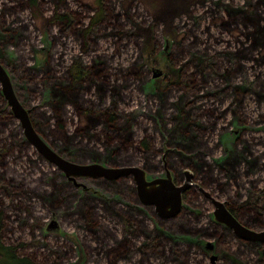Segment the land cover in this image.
I'll return each mask as SVG.
<instances>
[{
	"label": "rangeland",
	"instance_id": "rangeland-1",
	"mask_svg": "<svg viewBox=\"0 0 264 264\" xmlns=\"http://www.w3.org/2000/svg\"><path fill=\"white\" fill-rule=\"evenodd\" d=\"M193 1L107 0L104 9L105 11L108 9L110 21L104 24L103 30L102 27L95 28L97 35L93 36L94 46L85 54L79 38L71 33L63 32L59 22L53 19L56 11L63 13L66 10L63 7L57 8L55 0H38L34 5H30L28 0H0V22L2 19L4 24L3 31L0 32V63L9 71L20 101L26 107L41 108L34 113V118L31 116V119L35 130L56 153L73 162H82L87 158L84 154L81 155L80 147L67 150L68 139L64 143L59 140V135L55 134L54 137H51L50 128L44 125V118L39 117L41 113H47V116L52 113L50 105L55 100L50 85L44 83L42 91L36 95L31 90L41 84L42 72L48 70L47 67L50 65H52L51 69H54L51 70V75H53L57 73V68H53L56 64L69 65L75 57L82 58L88 64H92L93 61H106L109 62L111 68L110 87H115L119 91L117 99L120 104L119 113L130 116V119H127V129H131L133 133L125 135V137L132 140V144H135L133 148L137 153L135 155L133 148H130L122 151L119 156L110 158L105 151V137L96 143L88 138L83 141L71 138L70 141L81 143L86 151L92 152L97 158L94 163L118 167L112 163L135 161L133 162L135 165L123 167L140 168L145 172L148 180L167 178L166 175L169 173L177 186L186 183V173H193L192 170L183 168L178 175L169 166L168 155L171 154V158L174 159L175 154L173 153L179 151L178 147L170 143L172 140L170 136L174 134L172 130L178 127L179 116L173 107V110L171 109L167 100L176 101L179 93L175 89L167 87L166 82L169 77L177 79L178 67L187 59L184 52L190 49L195 50L194 38L203 41L202 45L197 44L199 47L208 46L211 50L230 49L231 46L232 49H240L243 47L242 41H245V48H248L246 36L242 37V40L235 41L236 38L226 32L222 33L217 26L210 27L211 19L209 15V17L204 16L205 11L216 9L217 5H220L223 13H225V7L234 12H245L246 14L249 11L250 13L254 11L251 8L249 10L251 5L252 9L257 5L264 9V0H199L204 4H194ZM67 2L69 11H73L77 16L75 31L86 27L90 18L98 10V5L94 2L90 7L84 6L76 0H67ZM260 11L264 12V10ZM202 16H204L203 19ZM132 21H136L138 24L137 36H134L136 29L133 27ZM115 24L121 26V29H118L119 34ZM150 24L151 27H149ZM208 27L210 35L207 33ZM6 29H9L10 32H6ZM146 29L151 30L146 32ZM147 35H150L153 44L147 42ZM216 38L221 41L216 42ZM228 42H231L230 46ZM147 46L156 53L150 55L149 62L146 59ZM14 61L16 65L13 64ZM21 61L23 68L20 66ZM244 64L248 68V76L241 78L240 73L234 81L236 86L244 87L238 90L241 91L240 97L245 98L247 104L244 105V108L242 105H238V116L229 113L228 116L216 120L212 118L211 125L207 124V126L213 127L208 147L211 149L217 147L214 156H209L213 159H226L228 155H224V150L232 151L237 148L239 143L241 147L243 144L249 143L251 139L257 144V149L264 150V63L250 59L246 60ZM61 70L62 68H58V71ZM118 71H121L122 74H118ZM135 71L142 74L140 82L135 78ZM159 71L162 74L156 76L155 74ZM31 74L39 75L37 81L31 80L33 77ZM57 75L64 77L66 72H63L62 75L57 73ZM84 98L80 100H84ZM110 101L111 98L108 97V105ZM161 103H163L165 123H162L156 114ZM217 104L211 102L207 106L216 107ZM226 105L228 104L225 103L224 107ZM70 110L69 108L68 111ZM62 120L64 124L67 123L65 125L68 130L75 131L77 120L74 118L69 120L66 115L62 116ZM54 122L55 119H52L51 124ZM14 124L19 125L16 120ZM121 124L124 126V121H121ZM12 127L11 129H14ZM11 129H7V132L1 135L5 141H10ZM144 138L148 139L149 146L152 147V150L147 153H143L139 149L138 142ZM241 138L242 141H239ZM96 145L98 146L96 147ZM19 149H21V144L16 147L13 155L7 158V161H11L7 168L9 169L7 178L16 179L23 174L25 192L29 193L32 198L22 197L15 200V205L21 209L17 212H14L15 207H12V200L3 199L0 201V204L6 209L7 216L10 217V220L5 222L8 226L5 227L3 240L5 243L17 247L19 246L18 241L27 245L26 249L23 247L19 249L20 254L35 256L34 261L36 260L37 264H113V257L111 259L107 257V251L114 248L113 242L102 247L101 243L94 242L87 237L88 233L79 228L78 224L68 220L70 212L67 209L69 207L67 195H64L66 192L59 197L60 202L63 203L58 209H54L43 200L47 197L48 192H55L52 185L54 182L63 184V186L69 185L79 191L80 199L95 198L110 213L123 211L136 215L140 221H145L151 230L164 231L165 227L162 224L178 221L184 209L201 213L198 210H193L189 202L184 199V194L190 189H197L202 196H200V200L205 199L206 205L211 211L210 215L203 216L199 225L192 223L193 226H207L211 222V218L214 219V206L211 204L210 197L228 202L227 195L225 196L215 189L205 188L201 185L200 180L195 179L193 187L188 188L182 194L183 204L179 214L163 218L154 206L142 203L137 189L132 198L115 190L116 182L123 181L125 186L121 187L122 189L132 188L134 191L133 185H136L134 175L120 177L117 180L102 177L96 179L76 178L74 180L58 166L49 162L33 145H30L25 152H21ZM254 154L255 158L264 162V158H259L260 153L255 148ZM181 174L183 179H179ZM260 177L262 182L255 185L263 188L264 172ZM252 185L247 182V185L242 188L243 190L239 191L237 186L232 184L230 196L234 197L240 193L239 203H243L247 198L253 196V191H249ZM77 205L78 202L74 205L75 209ZM24 209L30 210L32 215L29 217ZM18 216L23 217L30 224L38 223L39 225L33 232L27 226L20 228L21 223L18 221ZM241 223L254 231L264 230L246 225L242 218ZM103 226L109 230V235L117 230L121 238L123 231L120 229L122 227H119L116 222L106 220ZM232 233L234 242L230 238L227 239L230 240L227 243H231L230 246L227 245L231 252L220 249L218 246L220 242L215 239L202 238L200 235H177L175 237L169 235L175 240L186 243V248L192 250V258H196L195 262L193 260V264H212V257L216 258L215 264H245L244 259H247L248 252L243 256L239 254V252L243 253L245 249L238 244L243 239L239 238L233 230ZM243 241L251 243L247 240ZM164 245L167 255L171 256L169 248L171 244L166 242ZM222 245L225 246V244ZM134 256L131 263L122 260L121 264H134ZM153 261L157 260L153 259Z\"/></svg>",
	"mask_w": 264,
	"mask_h": 264
},
{
	"label": "trees",
	"instance_id": "trees-1",
	"mask_svg": "<svg viewBox=\"0 0 264 264\" xmlns=\"http://www.w3.org/2000/svg\"><path fill=\"white\" fill-rule=\"evenodd\" d=\"M37 1L28 0L30 5L36 4ZM55 1L57 8L63 7L66 10L63 13L56 11L53 19L59 22L63 32L71 33L79 38L83 52L87 54L94 46L93 36L97 35L95 28L102 27L103 30L104 24L110 21L109 11L104 9L107 0H76L84 6L90 7L94 3L98 5L97 13L90 18L88 25L76 31L74 28L77 16L73 11H69L67 0ZM259 7L260 5H257L256 8L252 9V5L249 6V10L251 8L254 11L252 13L249 11L248 14L232 11L225 15L219 7L205 11L204 16H210L211 19L210 27L217 26L222 33L226 32L236 38L235 41L242 40L241 38L246 36L248 38L246 43L248 48H245V41H242L243 47L240 49H232L231 46L230 49L211 50L208 46L199 47L198 45H202L203 41L194 38L195 50L190 49L184 52L187 59L178 67L177 79L169 77L166 86L172 90L175 89L179 93L176 101L167 100L171 109L173 107L177 116H179L177 119L179 124L176 122L178 127L172 130L174 134L169 135L172 138L170 143L179 148L178 153H173L175 154V160L171 158V154L168 155L170 168L178 175L183 168L192 170L193 181L195 179L200 180L203 187L215 189L219 193L227 195L228 207L240 222L242 218L246 225L252 228L264 229V187L259 188L255 185L262 182L260 176L264 172V162L255 158L254 148L260 153L259 158H264V150L257 149V144L254 143L253 139L240 147L239 141H242L241 138L238 141L237 148L232 151H223L225 156L228 155L226 159H213L209 156H214L217 147L215 146L212 149L208 147L212 138L213 127L207 126V124L211 125L212 118L216 120L228 116L229 113L238 116V105H242L244 108V105L247 104L246 99L240 97L241 91L238 90L244 87L236 86L234 79L240 73L241 78L248 76V68L244 64L246 60L252 59L264 63V12L260 11L264 9ZM204 16H202V19ZM132 25L136 29L134 36H137L138 24L136 21H132ZM3 26L1 19L0 32L3 31ZM149 27H151V24ZM115 28L119 34L118 29H121V26L115 24ZM209 29L208 27L207 33L210 35ZM148 30L151 29H146V32ZM5 31L10 32L9 29ZM151 40L150 35H147V42L153 44ZM215 41L218 42L220 39L216 38ZM228 44L230 46L231 42H228ZM147 54L146 59L149 62L150 55L156 53L147 46ZM200 56H203L201 59L202 64L198 62ZM240 62L242 63L240 64ZM13 64L16 65L15 61ZM20 66L23 68V63ZM51 66L47 67L48 70L42 72L41 84H38L31 91L36 95V93L39 94L42 91L41 88L44 83L50 85L55 100L50 105L52 113L50 116H47V113H41L39 117L44 118V125L50 128L51 137H54L55 134L56 136L59 135V140L64 143L68 139L69 146L67 150L80 147L81 155L84 154L87 158L78 163H94L97 158L89 150L86 151L81 143L70 141L71 138L82 139V141L88 138L96 143L105 137V151L110 158L119 156L122 151L132 149L135 146L130 138L125 137V135L133 133L131 129H127V119H130V116L119 113L120 104L117 100L119 91L115 87H110L111 68L109 62L93 61L92 64H88L82 58L75 57L69 65L65 66L64 63V66L56 64L53 67L57 68L59 75L66 72L64 77L58 76L57 73L51 75L54 70L51 69ZM58 68H62V70L58 71ZM117 73L122 74L121 71ZM134 74L136 80L140 82L142 74L139 71H135ZM31 75L33 76L31 80H36L39 76ZM108 97L111 98L109 105L107 102ZM81 98H84V100H80ZM211 102L218 104L216 107H208V103ZM225 103L228 105L224 107ZM219 104L223 105L220 106ZM162 105L163 103H161V107L158 108L156 114L161 122L165 123L166 119H164ZM30 107L27 108L30 109ZM69 108L70 111H68ZM40 109L39 107H31L30 115L34 118V113ZM63 115H66L69 120L71 118L77 120L74 132L67 129L65 125L67 123H63ZM52 119H55L53 124H51ZM121 121H124V126ZM13 125L15 124L12 120V114L8 109L3 110L0 97V201L3 199L12 200V207H15L14 212H17L21 209L17 207L18 205H15V200L22 197H32L25 192V177L23 174L16 179L7 178L9 176L7 172L9 169L7 168L11 163V161H7V158L13 155L16 147H19L20 144L21 149L19 150L21 152H25L31 144L23 136L20 139V134L22 135L21 128L19 125L12 127ZM11 127L14 129H11ZM7 129H11L10 141H5L1 137L2 134L7 132ZM55 139L58 138L55 137ZM138 144L143 153L152 150L147 138L141 139ZM98 149L100 148L98 147ZM133 150L136 155V149L133 148ZM133 162L135 161L112 164L123 167L131 164L135 165ZM257 174L259 176H256ZM181 176L182 174L179 179H183ZM247 182L253 184L249 188V191H253V196L247 198L243 203H239L240 193H237L234 197L230 196L232 184L237 186V190L242 191ZM116 183H114V188L117 192L128 198L135 195V185H133V191L129 187V189H122L121 187L125 186L123 181ZM52 185L55 192H48L47 197L43 200L54 209H58L63 203L60 202L59 197L66 192L64 195H67L69 206L67 209L70 212L68 220L78 224L79 228L88 233L87 237L94 240V242L101 243L102 247H106L109 242H113L114 248L107 251V257L109 259L113 257V264H121L122 260L131 263L133 255H135L134 264H193V260L195 262L196 258H192V250L186 248V243L175 240L170 235H174V237L177 235H200L202 238L215 239L220 242L218 244L220 249L231 252L229 250L231 243L227 242L230 240L234 242V235L230 229L216 223L213 218L207 226L197 227L192 225V223L199 225L203 216L210 215L205 199L200 200L202 196L196 188L187 191L184 194V199L189 202L193 210H198L201 213L198 214L190 211V209H184L178 221L163 223L162 226L165 229L160 231L157 229L151 230L145 221H140L136 215L123 211L108 212L95 198L80 199L79 191L74 190L69 185L63 186V184L56 182ZM99 186L101 185L99 184ZM76 202H78V205L75 209ZM24 212L29 217L32 215L30 210L24 209ZM9 218L6 209L0 204V264H37L36 260L34 261L35 256L20 254L19 249L22 247L26 249L27 245H23L18 241L19 246L17 247L9 245L3 240L5 238V227L8 226L5 222L10 220ZM106 220L116 222L119 227H122L120 229V231H123L121 238L117 230L109 235V230L103 226ZM18 221L21 223L20 228L27 226L32 232L39 225L38 223L30 224L19 216ZM229 238L230 240H227ZM166 242L171 244L169 245L171 256H168L165 250L164 244ZM222 244H225V246ZM238 244L245 249L243 253L239 252V254L243 256L248 252L247 259H244L245 264H264V244L248 243L243 240H240ZM22 251L25 252L26 250ZM250 255H253V257H250ZM153 259L157 261L154 262Z\"/></svg>",
	"mask_w": 264,
	"mask_h": 264
},
{
	"label": "water",
	"instance_id": "water-1",
	"mask_svg": "<svg viewBox=\"0 0 264 264\" xmlns=\"http://www.w3.org/2000/svg\"><path fill=\"white\" fill-rule=\"evenodd\" d=\"M159 71L155 75H161ZM0 81L2 83L4 95L11 107L16 119L20 122L24 137L35 147L37 151L54 165L58 166L71 179L76 178H105L117 180L120 177L134 175L136 186L144 205L154 206L163 218L174 217L179 214L183 204L182 194L194 183L191 182L192 176L186 173L187 181L184 185L177 186L171 175L168 173L167 178H157L148 180L143 170L136 167H109L99 163L82 164L70 161L56 153L35 130L33 125L30 109H28L18 98L11 77L0 63ZM210 197L209 195H207ZM215 210V221L225 224L232 229L236 235L247 241L264 243V230L254 231L244 226L228 209L225 202L210 197ZM215 264V257H212Z\"/></svg>",
	"mask_w": 264,
	"mask_h": 264
},
{
	"label": "flooded vegetation",
	"instance_id": "flooded-vegetation-1",
	"mask_svg": "<svg viewBox=\"0 0 264 264\" xmlns=\"http://www.w3.org/2000/svg\"><path fill=\"white\" fill-rule=\"evenodd\" d=\"M194 2V4H198V3H200V1L199 0H194L193 1ZM200 4H204V3H200ZM217 7H219L220 8V5H217ZM185 12V11H184ZM183 12V13H184ZM225 12H227V13H224L225 15L226 14H228V13H230V12H232V10L231 9H229L228 7H225ZM226 17V16H225ZM221 41V40H220ZM219 41V42H220ZM203 58V56H200L199 57V60H198V62L199 63H201L202 64V61H201V59ZM5 68V67H4ZM6 69V68H5ZM7 70V69H6ZM7 72L9 73V71L7 70ZM9 75H10V73H9ZM18 96V95H17ZM0 97H1V102L3 103V110H6V109H8L9 111H10V113L12 114V120H16L17 122H18V124H19V127L21 128V133H22V136H23V138H25L24 137V133H23V130H22V126H21V124H20V122L18 121V119H16L15 118V116H14V114H13V111H12V109H11V107L9 106V103H8V101H7V99H6V97H5V95H4V92H3V87H2V83H1V81H0ZM19 98V97H18ZM29 143V142H28ZM194 185V184H193ZM193 185L192 186H190V188L191 187H193ZM135 187H136V189H137V186L135 185ZM211 204L214 206V204H213V202L211 201ZM225 204H226V206L228 207V202H226L225 201ZM228 209H229V207H228ZM215 210H216V207L214 206V210H213V216L215 215ZM230 210V209H229ZM211 211H209V213H210ZM231 212V211H230ZM232 213V212H231ZM233 214V213H232ZM234 215V214H233ZM215 217V216H214ZM216 223H218L217 221H215ZM218 224H221V223H218ZM221 225H223V226H225L226 228H228V229H230L229 227H227L225 224H221ZM231 231H232V229H230ZM250 242H253V243H261V242H254V241H250Z\"/></svg>",
	"mask_w": 264,
	"mask_h": 264
},
{
	"label": "bare ground",
	"instance_id": "bare-ground-1",
	"mask_svg": "<svg viewBox=\"0 0 264 264\" xmlns=\"http://www.w3.org/2000/svg\"><path fill=\"white\" fill-rule=\"evenodd\" d=\"M7 71V70H6ZM154 73V72H153ZM10 76V75H9ZM11 77V76H10ZM62 156V155H61ZM190 175L192 176V178H191V182L193 183L194 181H193V174L192 173H190ZM147 177V176H146ZM166 177H167V175H166ZM147 179H148V177H147ZM157 179V178H156ZM151 181V180H150ZM180 186H181V184H180ZM220 200V199H219ZM212 201V200H211ZM222 201V200H221ZM53 220V219H52ZM215 262V261H214ZM212 264H213V260H212Z\"/></svg>",
	"mask_w": 264,
	"mask_h": 264
}]
</instances>
